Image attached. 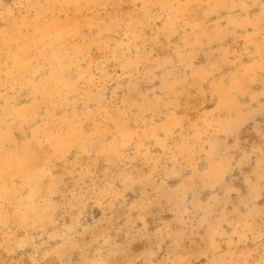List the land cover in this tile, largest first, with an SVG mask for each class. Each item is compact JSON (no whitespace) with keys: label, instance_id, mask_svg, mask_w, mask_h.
<instances>
[{"label":"rangeland","instance_id":"1","mask_svg":"<svg viewBox=\"0 0 264 264\" xmlns=\"http://www.w3.org/2000/svg\"><path fill=\"white\" fill-rule=\"evenodd\" d=\"M172 234L264 252V0H0V258Z\"/></svg>","mask_w":264,"mask_h":264},{"label":"clouds","instance_id":"2","mask_svg":"<svg viewBox=\"0 0 264 264\" xmlns=\"http://www.w3.org/2000/svg\"><path fill=\"white\" fill-rule=\"evenodd\" d=\"M25 246L24 243L17 245L19 248ZM178 249H184L180 259L175 258ZM75 256L78 259H74ZM202 258H206L202 251L193 253L180 236L172 234L158 237L143 255L133 253L126 244L113 243L99 250L85 244L79 246L72 256L53 264H200ZM25 259L0 258V264H25ZM26 260L27 264H41L39 259ZM207 264H210L208 259ZM246 264H264V252L260 253L259 258L254 256L249 259Z\"/></svg>","mask_w":264,"mask_h":264}]
</instances>
